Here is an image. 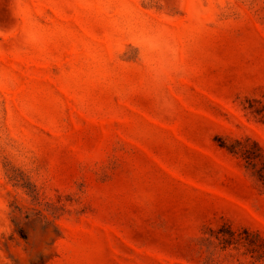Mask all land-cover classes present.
I'll return each mask as SVG.
<instances>
[{
    "label": "rangeland",
    "instance_id": "obj_1",
    "mask_svg": "<svg viewBox=\"0 0 264 264\" xmlns=\"http://www.w3.org/2000/svg\"><path fill=\"white\" fill-rule=\"evenodd\" d=\"M0 264H264V0H0Z\"/></svg>",
    "mask_w": 264,
    "mask_h": 264
}]
</instances>
